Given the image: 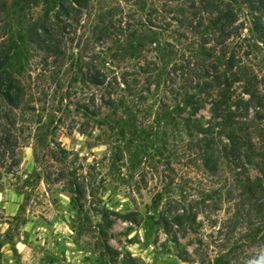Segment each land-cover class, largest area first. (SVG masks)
Segmentation results:
<instances>
[{
    "label": "rangeland",
    "instance_id": "1",
    "mask_svg": "<svg viewBox=\"0 0 264 264\" xmlns=\"http://www.w3.org/2000/svg\"><path fill=\"white\" fill-rule=\"evenodd\" d=\"M94 3L128 8L131 0ZM34 4L0 0L8 67L27 88L29 115L39 119L19 166L1 176L0 264H264V47L249 25L237 45L248 54L246 80L197 89L193 80L206 70L191 54L203 29L190 28L184 15L167 7L156 14L159 28L137 32L132 40L145 48L131 57L129 37L95 45L92 18L71 12L54 30L49 55L19 40L40 14ZM93 50L104 57L106 91L84 76ZM195 89L202 103L194 120L213 128L218 146L214 173L189 151L180 120L190 115L183 101ZM108 93L114 109L101 102ZM216 102L228 111L213 120ZM228 136L237 138L239 153ZM247 178L262 190L243 208ZM184 208L189 217L173 225Z\"/></svg>",
    "mask_w": 264,
    "mask_h": 264
},
{
    "label": "trees",
    "instance_id": "2",
    "mask_svg": "<svg viewBox=\"0 0 264 264\" xmlns=\"http://www.w3.org/2000/svg\"><path fill=\"white\" fill-rule=\"evenodd\" d=\"M94 1L96 0H35V8L38 3L41 4L40 14L29 19L24 35L19 37V40L26 41L37 51L53 54V32L55 29L63 28L60 26L70 18L73 12L74 16L85 15L87 18H92L91 34L95 45L101 41L106 43L108 40L120 41L122 38L129 37L126 42L130 56H140L145 44L139 42L134 44L132 39L138 31L156 28L152 19L156 18V14L161 17V13H167L168 9H164L167 7L175 15L181 17L184 15L185 21H190V28L203 29L201 33L199 32L203 35V43L191 54L192 59L198 60L206 70V76L193 80L197 89L203 84L208 89H211L213 84L212 88L221 89L222 86H228L231 82L246 80L247 67L244 61L248 54L241 53L237 48L242 41H246L242 40L241 33L245 29L244 24L249 25L247 31L252 36V40L264 47L262 0H183L175 5L172 2L176 0H169V4L163 5L162 9L156 7L154 1L150 3L149 0H131V3H126L128 8H122L120 5L113 7L98 5L96 7ZM102 59H104L102 52L93 50L91 63L87 65L84 76L93 88L106 91L110 83L106 73L101 69ZM10 60V53L0 40V180L2 174H9L19 166L21 149L27 146V139L32 138V133L35 132H32V127L34 124L38 125L39 122V119L38 122L36 121L37 116L29 115L35 110L28 106L26 86L8 67ZM220 66L223 67L222 71H220ZM209 70H212V74ZM154 77L149 74L147 79ZM209 77L211 80H207ZM194 92L187 94L183 101V104L189 108L190 115L180 120L190 137L189 151L192 150L191 154L201 157L205 167L214 173L219 161L218 146L211 137L213 128H201L194 120L202 103L199 91L195 89ZM247 94L250 98L254 96L252 93ZM109 98L110 93L106 100L101 99L103 107L116 108L115 102ZM212 106L213 120L225 116L224 112L228 111L225 104L223 111L220 103L216 102ZM118 120L113 123L117 128H122L121 119ZM194 135H199L198 139L194 138L195 141L193 140ZM226 140L229 146H235L236 152L239 153L240 146L237 138L228 136ZM261 190L258 183L248 178L245 179L240 199L243 208L255 205L257 201L255 195ZM190 212L191 209H182V215L173 217L172 224L181 226L183 221L189 217ZM166 224L163 223L164 226Z\"/></svg>",
    "mask_w": 264,
    "mask_h": 264
},
{
    "label": "crops",
    "instance_id": "3",
    "mask_svg": "<svg viewBox=\"0 0 264 264\" xmlns=\"http://www.w3.org/2000/svg\"><path fill=\"white\" fill-rule=\"evenodd\" d=\"M18 252H21V251H19V249H18Z\"/></svg>",
    "mask_w": 264,
    "mask_h": 264
}]
</instances>
